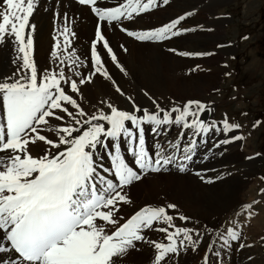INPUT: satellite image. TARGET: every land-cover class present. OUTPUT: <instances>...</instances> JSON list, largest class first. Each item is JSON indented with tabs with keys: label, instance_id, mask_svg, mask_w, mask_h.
Masks as SVG:
<instances>
[{
	"label": "snow or ice",
	"instance_id": "6c2138e0",
	"mask_svg": "<svg viewBox=\"0 0 264 264\" xmlns=\"http://www.w3.org/2000/svg\"><path fill=\"white\" fill-rule=\"evenodd\" d=\"M98 2L78 0L80 5L90 6L98 19L90 47L93 71L85 76L79 71L85 63L72 48L75 33L66 15L64 26L54 36L56 44L51 52L53 60L58 62L57 68L39 73L32 58V32L28 31L35 28L30 18L38 0H0V43L6 37H13L19 54L16 60L20 61L14 77L0 82V154H3L0 155V264H122V258L136 248L137 242L153 246V264H166L182 250L196 251L201 242L200 233L196 232L194 239V229L176 226L173 216L163 206H145L121 223L120 205L130 203L125 189L149 173L158 174L171 167L185 172L197 144L195 139L183 147L179 140L168 141L166 146L158 142L155 150L150 151L146 146L145 125L152 126L154 135L163 134L161 129L173 124L182 130L191 129L193 136L206 135L213 128L221 129L215 122L209 124L201 119L210 109L200 101L166 110L153 100L155 112L141 109L135 103L133 111L121 110L107 102L110 111L97 109L88 113L65 91L63 85L68 84L72 93L80 95L79 85L91 82L97 73L110 79L98 52L100 43L124 71L102 33V23L112 25L132 20L159 6L158 0H121L113 7H99ZM162 3L166 5L169 0ZM187 15L191 13L155 29L131 31L121 27L120 30L138 41L162 42L191 31L178 27ZM211 54L177 52L181 56ZM65 68L72 76L65 74ZM73 76L79 78L78 82ZM116 91L121 92L119 87ZM140 112L142 115H137ZM52 120L59 123L53 124ZM260 123L257 121L253 128ZM240 128L239 124L229 123L225 115L222 121L225 135ZM44 132L54 133L56 138H49ZM183 135L182 131L181 139ZM241 139L242 136L236 135L219 143ZM122 140L135 167L122 155ZM38 142L49 147L43 154L33 155L30 145ZM101 149L108 155L110 168L97 164ZM220 178L201 176L205 183ZM175 207L167 205V209ZM249 208L251 205L246 206V210ZM179 219L189 218L181 215ZM157 224L166 227H155ZM146 230L164 233L167 242L149 240L144 234ZM240 236L239 231L227 228L226 235L221 233L219 238L227 247ZM246 246L250 245H239ZM213 247L214 244L209 245V252ZM209 252L203 257L204 264H209Z\"/></svg>",
	"mask_w": 264,
	"mask_h": 264
},
{
	"label": "bare ground",
	"instance_id": "6f19581e",
	"mask_svg": "<svg viewBox=\"0 0 264 264\" xmlns=\"http://www.w3.org/2000/svg\"><path fill=\"white\" fill-rule=\"evenodd\" d=\"M120 2L121 0H99L97 6L113 7ZM159 2L160 0H158V4ZM204 2L205 0H169L168 4H163V8L156 7V10L152 8L148 12L134 16L132 20H122L112 25L107 22L102 23V33L124 71L116 66L107 50L103 48V44L100 43L98 44V52L102 56L105 70L108 72L110 79H106L103 75L97 73L92 77L91 82L79 85L80 95L72 93L68 84L63 85L65 91L76 99L88 113H92L97 109H103L105 112L110 111L106 107L107 102H111L119 109L126 111H133V103L141 109H147L149 112L156 111V104L166 110H171L173 107L182 108L183 104H174L172 107L165 105L174 96L175 98L183 97L188 102H203L211 110L214 106V99L210 100V97H207L206 90L208 88L213 89L214 85H217L219 75L224 70L220 58L225 54V51L220 49L221 44H223L220 24L215 23V20H209L202 16ZM222 2L223 0L211 1L212 16H214L215 11ZM188 13H191V15H187V18L178 27L191 29V31L183 32L177 37L162 42L138 41L120 30L121 27L131 31L159 28ZM194 14L195 18H193ZM65 15L69 18L72 32L75 33V37L72 39V48L85 63V66L80 68L79 71L86 76L93 71L90 45L95 38L98 21L89 13L87 8L75 6L67 0H38V7L30 18V24L35 26L34 31L28 29L33 36L32 58L39 73L57 68L58 62L53 60L51 52L56 44L54 36L58 35L57 29L62 28L65 24ZM60 39L62 41L63 38L60 37ZM169 49H175L176 51H170ZM177 52L212 54L181 56L177 55ZM17 55L19 54L16 52L14 38L6 37L0 43V82L9 77H14L17 65L20 63L16 60ZM197 66L201 67L202 70L193 71ZM65 74L72 76L67 68H65ZM72 78L76 79L77 82L79 80L78 77L73 76ZM117 87L120 88L123 95H121V92L116 91ZM153 100L156 101V104L153 103ZM102 101L105 103H102ZM66 107L70 111H75L70 105H66ZM59 114L64 115V113ZM137 115H142V112L137 113ZM208 118V112L201 115L202 120L211 124L212 122ZM51 123L57 124L59 122L52 120ZM128 126H131L130 123ZM216 126L221 129L219 124H216ZM144 127L146 146L150 151L155 150V145L158 142L166 146L168 141L176 142L179 140L183 147L191 139H195L197 144L192 154V160L188 162L185 172H179L176 167H171L168 171L161 172L169 173L165 175L164 179L159 178L161 173H149L144 179L134 182L125 189L130 203L120 205L121 223L134 212L147 205L150 207L163 206L169 215L175 216V208L167 209L168 204H175L178 209L185 211L195 220L209 219L208 221H211V219L225 212L233 211L241 204L239 195L247 188L248 179L256 171V167L255 162L242 160L243 154L238 151V142L228 143L226 154L221 156L220 153L223 149L222 144L219 142L222 141L223 134L221 135L219 131L215 132V128L210 129L206 135L193 136L191 129L182 130L175 124L164 126L161 129L163 133L161 135H154L151 132V125H145ZM182 131L184 135L181 139L180 134ZM42 134L52 139L56 138L54 133L44 132ZM209 139L211 140L210 143ZM109 143L111 144V142ZM121 144L122 155L130 164L132 156L128 157L126 155L127 145L124 144L123 140ZM217 144H219V147L216 146ZM48 147L43 142L30 145L33 155L43 154V151ZM63 147L62 145L61 149ZM53 151L56 150L53 149ZM101 156L103 157L102 160L100 159ZM97 164H102L104 168L111 167L108 155L103 149L97 153ZM240 170L243 172H240ZM103 174L107 175V173ZM201 176L206 179L222 178L215 179L214 183H205ZM142 187L146 189L143 190ZM133 188H137L138 192L131 196L130 193ZM152 195L157 199L155 203H152L154 202ZM158 200L161 203H158ZM241 213L243 212L237 211L233 217L239 218ZM155 227H166V225L157 224ZM111 230V226H109V231ZM233 230L237 231L238 227ZM221 233L226 235V229L215 234L214 237L212 236L211 242L219 241ZM144 234L149 240L157 242H161L164 236V233L154 230H146ZM0 235L2 234L0 233ZM155 237H159V239L156 240ZM245 240L246 238H243V244H245ZM238 241H230V245L225 247L220 240V245H216V242L210 252L209 245H202L201 264H204L203 257L206 252H209V264H252V261L247 262L242 254L243 251L249 252L252 247L240 248L237 245ZM162 242L166 243V240ZM246 242L250 244L251 240H246ZM259 246L262 249V245ZM254 247L253 251L256 250L258 253L259 247L257 245ZM216 253H219V255H216ZM154 254L155 250L152 245L147 242H137L136 248L129 250L127 255L122 258V264H136V259L133 257L135 255L139 256L138 261L145 260L149 256L152 257L153 261ZM262 255L261 257L264 258L263 253ZM196 261L195 255L189 248L188 250H182L178 256H172L171 263L189 264Z\"/></svg>",
	"mask_w": 264,
	"mask_h": 264
},
{
	"label": "rangeland",
	"instance_id": "374dc122",
	"mask_svg": "<svg viewBox=\"0 0 264 264\" xmlns=\"http://www.w3.org/2000/svg\"><path fill=\"white\" fill-rule=\"evenodd\" d=\"M211 1L205 0V10L203 8L202 16L220 24L223 34V44L220 49L224 50L225 54L220 58L224 70L219 75L217 85H214L213 89L206 90L207 97H210V100L214 99L209 119L221 122L226 115L229 123L241 125L238 131L225 135L221 131L222 124H219L221 127L219 132L221 135L223 134L222 141L240 134L243 139L233 142H238V151L243 154L242 160L244 161L245 156L259 155V158L250 160L255 162L256 171L249 177L247 188L239 195L241 204L233 211L225 212L208 221L209 219L195 220L185 211L175 207L176 215L173 216L175 217L173 223L178 227L194 229V239L197 238L195 233H200L201 242L197 250L192 251L197 261L189 264H201L202 245L216 244V242V245H220V240L211 242L215 234L224 229H235L236 227H238L237 231L242 233L237 245L244 243L243 238H246L247 241L251 240V245L245 240L244 245H250L247 247H252V249L249 252L243 251V258L247 262L252 261V264H264V258L261 257L262 253L264 254V239H262L264 237V0H223L214 16L211 13ZM216 4L217 2L214 5L216 6ZM157 8H163L161 0ZM157 8L154 7L153 10ZM193 18H195V14ZM195 69L196 71L202 70L201 67ZM186 102L188 101L183 97L175 98L174 96L165 105L172 107L174 104L184 105ZM257 121L261 122L259 127L253 128V124ZM227 146L228 144H222L221 156L226 154ZM240 172L243 171L240 170ZM167 174L169 173H161L159 178L164 179ZM141 189L145 190L146 188L142 187ZM137 192V188H133L130 195L134 196ZM152 197H154L152 203H155L157 199L153 195ZM158 201L161 203L160 200ZM248 205H251V208L246 210ZM237 211L243 213L239 218H234ZM181 215L189 219L181 221L179 219ZM155 239L157 240L159 237H155ZM163 240H165L164 236L161 242ZM256 245L259 247L258 253L256 250L253 251ZM259 245H262V249ZM133 257L136 259V264H153L151 256L140 261H138L139 256ZM171 261L172 257L167 260L166 264H172Z\"/></svg>",
	"mask_w": 264,
	"mask_h": 264
}]
</instances>
